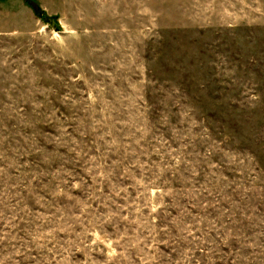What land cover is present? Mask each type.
Here are the masks:
<instances>
[{
  "label": "rangeland",
  "instance_id": "rangeland-1",
  "mask_svg": "<svg viewBox=\"0 0 264 264\" xmlns=\"http://www.w3.org/2000/svg\"><path fill=\"white\" fill-rule=\"evenodd\" d=\"M0 264H264V0H0Z\"/></svg>",
  "mask_w": 264,
  "mask_h": 264
},
{
  "label": "trees",
  "instance_id": "trees-1",
  "mask_svg": "<svg viewBox=\"0 0 264 264\" xmlns=\"http://www.w3.org/2000/svg\"><path fill=\"white\" fill-rule=\"evenodd\" d=\"M37 15H40V17H42L43 16V19L44 20H47V18H46V14L45 13H42V11H40V12H37Z\"/></svg>",
  "mask_w": 264,
  "mask_h": 264
}]
</instances>
